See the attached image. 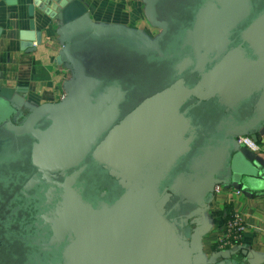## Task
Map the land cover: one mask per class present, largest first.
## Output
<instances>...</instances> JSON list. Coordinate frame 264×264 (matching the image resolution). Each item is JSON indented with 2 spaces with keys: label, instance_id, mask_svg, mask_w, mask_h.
I'll use <instances>...</instances> for the list:
<instances>
[{
  "label": "water",
  "instance_id": "95a60500",
  "mask_svg": "<svg viewBox=\"0 0 264 264\" xmlns=\"http://www.w3.org/2000/svg\"><path fill=\"white\" fill-rule=\"evenodd\" d=\"M69 1L32 0L20 36L35 8L61 24L63 97L0 88V264H245L199 262L192 224L261 176L236 136L264 127V0H147L153 38Z\"/></svg>",
  "mask_w": 264,
  "mask_h": 264
},
{
  "label": "crops",
  "instance_id": "0c3cea01",
  "mask_svg": "<svg viewBox=\"0 0 264 264\" xmlns=\"http://www.w3.org/2000/svg\"><path fill=\"white\" fill-rule=\"evenodd\" d=\"M0 0V88H18L23 112L45 102L58 101L64 95V85L71 79L68 64L59 61L63 43L55 19L34 9L37 38L32 49H22L21 33L29 34L28 6L32 0ZM70 9L86 22L101 28L123 26L149 38L159 28L145 15L147 0H70ZM261 150L255 153L261 176L250 184H231L241 193H230V187L215 191L211 202L194 219L191 246L199 262L210 263L231 254L245 264H264V127L256 135ZM233 187V186H232ZM239 212L246 226L241 242L230 249H219L217 235L227 213Z\"/></svg>",
  "mask_w": 264,
  "mask_h": 264
},
{
  "label": "built area",
  "instance_id": "2783aa9c",
  "mask_svg": "<svg viewBox=\"0 0 264 264\" xmlns=\"http://www.w3.org/2000/svg\"><path fill=\"white\" fill-rule=\"evenodd\" d=\"M64 47V43L61 44V49ZM236 142L240 147H245L253 153L261 150V146L257 140L252 139L250 135L240 134L236 136ZM233 186V187H232ZM216 184L214 187L215 191H218L222 187H230L229 192L235 195L241 193L239 187L234 185ZM245 224L242 220L241 215L238 211L231 209L222 224L219 234L217 235V245L219 249H230L241 242L243 232L245 231Z\"/></svg>",
  "mask_w": 264,
  "mask_h": 264
},
{
  "label": "rangeland",
  "instance_id": "374dc122",
  "mask_svg": "<svg viewBox=\"0 0 264 264\" xmlns=\"http://www.w3.org/2000/svg\"><path fill=\"white\" fill-rule=\"evenodd\" d=\"M160 30V29H159Z\"/></svg>",
  "mask_w": 264,
  "mask_h": 264
}]
</instances>
